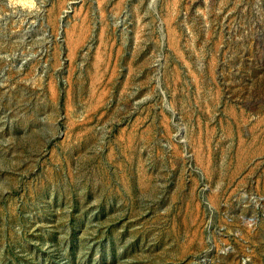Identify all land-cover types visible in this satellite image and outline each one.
Returning a JSON list of instances; mask_svg holds the SVG:
<instances>
[{
  "label": "rangeland",
  "instance_id": "1",
  "mask_svg": "<svg viewBox=\"0 0 264 264\" xmlns=\"http://www.w3.org/2000/svg\"><path fill=\"white\" fill-rule=\"evenodd\" d=\"M0 264H264V0H0Z\"/></svg>",
  "mask_w": 264,
  "mask_h": 264
}]
</instances>
